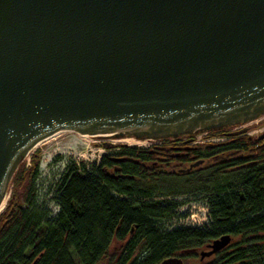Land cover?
<instances>
[{"label": "water", "instance_id": "95a60500", "mask_svg": "<svg viewBox=\"0 0 264 264\" xmlns=\"http://www.w3.org/2000/svg\"><path fill=\"white\" fill-rule=\"evenodd\" d=\"M262 114L264 0H0V208L53 134L197 139Z\"/></svg>", "mask_w": 264, "mask_h": 264}, {"label": "trees", "instance_id": "16d2710c", "mask_svg": "<svg viewBox=\"0 0 264 264\" xmlns=\"http://www.w3.org/2000/svg\"><path fill=\"white\" fill-rule=\"evenodd\" d=\"M226 136L200 146L194 137L109 146L119 151L89 169L69 163L56 186L54 215L37 202L36 150L30 166L14 174L15 191L0 214V264H160L171 257L183 264H264V133ZM178 143L190 150L176 155ZM195 194L205 200L208 223L168 229L185 204L179 196ZM227 235L228 247L200 259Z\"/></svg>", "mask_w": 264, "mask_h": 264}, {"label": "rangeland", "instance_id": "374dc122", "mask_svg": "<svg viewBox=\"0 0 264 264\" xmlns=\"http://www.w3.org/2000/svg\"><path fill=\"white\" fill-rule=\"evenodd\" d=\"M230 133L244 132L248 136H259L264 133V114L259 115L256 118L248 119V121L242 122L234 128H228ZM211 133H206L200 136L194 141L202 142ZM228 134V135H229ZM126 138V137H125ZM123 138V139H125ZM136 141L142 142L140 145H129L124 142H118V138L110 136L108 138H92L91 136L84 137L72 132L61 133L52 139H49L46 143L38 147L36 150L40 151L39 154V172L40 175L36 181L38 194L37 202L44 208L50 209L54 215L56 212V205L54 203V193L56 186L60 180V175L69 163H76L79 166H86L89 169L93 164L98 163L103 155L115 153L119 149H108L106 144L111 146L126 145L127 147H148L155 143V139L140 140L135 137ZM188 139V138H187ZM192 139V138H191ZM122 140V139H120ZM227 140L226 135H215L210 140H206V143L216 144L223 143ZM35 150L29 154L22 162L20 166L29 167L31 164V156ZM203 161V160H201ZM204 162V161H203ZM12 183V180H11ZM9 186V199L11 194L15 191L13 184ZM180 201L185 204L177 211L175 218L166 224L168 229L177 227H196L201 228L200 222L204 220L206 211L208 210L205 205L203 196L186 195L179 196ZM9 201V200H8ZM7 206V205H6ZM185 216V217H183ZM206 216V217H207ZM205 225V224H204ZM203 225V226H204Z\"/></svg>", "mask_w": 264, "mask_h": 264}, {"label": "flooded vegetation", "instance_id": "af4514ba", "mask_svg": "<svg viewBox=\"0 0 264 264\" xmlns=\"http://www.w3.org/2000/svg\"><path fill=\"white\" fill-rule=\"evenodd\" d=\"M229 126H231V125L224 126V127L220 128V129H215L214 131L213 130H207V131L210 132V133H216V134L218 133L220 135H228L230 133L229 131H227V130H229L228 129ZM192 135H194V134L191 133V132L185 133V134L182 133V134L177 135L176 137H169V138H165V139H171V140H174V141L175 140H181L183 142L184 139H187V138L191 137ZM230 135L231 134H229L228 136H230ZM125 137L126 138H129V137H135V138H137L136 136H133V135L132 136H129L128 134H124V138ZM212 137L213 136H211V134H210V138H212ZM210 138H209V134H208V137L206 139H204L202 142H200V141H194L193 142V145H195V146H198L199 145L200 146V145L206 144V142H207L206 140H210ZM138 139H140V140H148V138H146V137H140ZM172 148H173V151L176 153V155L183 154L184 151H189L190 150L189 147L185 146L182 143L175 144L174 146L172 145Z\"/></svg>", "mask_w": 264, "mask_h": 264}, {"label": "bare ground", "instance_id": "6f19581e", "mask_svg": "<svg viewBox=\"0 0 264 264\" xmlns=\"http://www.w3.org/2000/svg\"><path fill=\"white\" fill-rule=\"evenodd\" d=\"M61 133H64V132H59V133L53 134L52 136L47 137L46 140L44 139V140L40 141L39 143L36 144V146L34 147L33 151H34V150L36 151V149H37L38 147H40L41 145H43L44 143H46L49 139H52L53 137H55V136H57V135H59V134H61ZM84 137H87V136H84ZM103 137L108 138V136H103ZM109 137H110V136H109ZM87 138H88V137H87ZM118 142H119V143H120V142H124V143H127V144H129V145H140V146H141V144H142V142H140V141H136V140H134L133 138H125V139L122 138V140L119 139ZM33 151H32V152H33ZM32 152H31V153H32ZM31 153H30V154H31ZM8 200H9V195L7 194L6 197H5V199H4V201H3V203H2V205H1L0 212L4 211V209L6 208V205H7V203H8Z\"/></svg>", "mask_w": 264, "mask_h": 264}, {"label": "built area", "instance_id": "2783aa9c", "mask_svg": "<svg viewBox=\"0 0 264 264\" xmlns=\"http://www.w3.org/2000/svg\"><path fill=\"white\" fill-rule=\"evenodd\" d=\"M156 143V142H155ZM149 147V146H148ZM206 214H208V210L206 211ZM207 215L204 216V220L200 222V224L203 226L204 224L206 225L208 223V217Z\"/></svg>", "mask_w": 264, "mask_h": 264}]
</instances>
